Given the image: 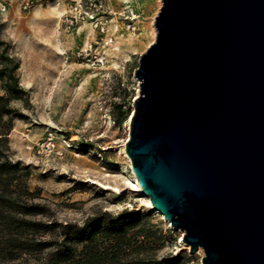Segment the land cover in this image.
Listing matches in <instances>:
<instances>
[{"label":"water","instance_id":"obj_1","mask_svg":"<svg viewBox=\"0 0 264 264\" xmlns=\"http://www.w3.org/2000/svg\"><path fill=\"white\" fill-rule=\"evenodd\" d=\"M125 153L201 264H264V0H161Z\"/></svg>","mask_w":264,"mask_h":264},{"label":"rangeland","instance_id":"obj_2","mask_svg":"<svg viewBox=\"0 0 264 264\" xmlns=\"http://www.w3.org/2000/svg\"><path fill=\"white\" fill-rule=\"evenodd\" d=\"M0 1L6 4L0 36L10 44L28 91L26 102L11 103L23 117L13 119L10 155L28 166V187L49 208L48 218L80 224L105 210L149 212L152 222L173 232L174 239H167L158 255L170 252L179 264H201L202 249L189 253L181 232L130 189V162L124 155L128 117L139 92L134 72L155 40L153 22L161 0H29L26 10L22 0ZM94 18L106 22L112 45L104 43ZM91 44L105 54L103 63L77 56ZM49 132L58 153L47 156L36 151V143Z\"/></svg>","mask_w":264,"mask_h":264},{"label":"trees","instance_id":"obj_3","mask_svg":"<svg viewBox=\"0 0 264 264\" xmlns=\"http://www.w3.org/2000/svg\"><path fill=\"white\" fill-rule=\"evenodd\" d=\"M18 66L0 36V264H179L170 252L158 255L173 232L149 212L105 210L80 224L48 218L28 187V166L10 155L13 119L23 117L11 103L28 100Z\"/></svg>","mask_w":264,"mask_h":264},{"label":"built area","instance_id":"obj_4","mask_svg":"<svg viewBox=\"0 0 264 264\" xmlns=\"http://www.w3.org/2000/svg\"><path fill=\"white\" fill-rule=\"evenodd\" d=\"M81 0H78V3H80ZM98 2H100L101 0H97ZM22 8L23 9H28V7L30 6V1L29 0H22ZM6 9V4L3 1H0V11H4ZM93 26L97 29V31L100 34H104V43L105 44H109L112 45L113 43V37L111 35H108L107 32V25L106 22L102 21L99 18H94L93 19ZM132 30L134 32V27L132 26ZM92 44L89 45L88 47H84L82 49H80L77 52V56H79L80 58L86 59V60H91L92 64H100L103 63L106 59V56L103 52H100L97 48V46H94L92 48ZM113 47L115 48V46L113 45ZM29 149H31L33 147V145H28L27 146ZM36 151L38 153H42L44 155H51L52 153H58L57 150L55 149V139L52 135L51 132H49L43 140H41L40 142L36 143Z\"/></svg>","mask_w":264,"mask_h":264},{"label":"bare ground","instance_id":"obj_5","mask_svg":"<svg viewBox=\"0 0 264 264\" xmlns=\"http://www.w3.org/2000/svg\"><path fill=\"white\" fill-rule=\"evenodd\" d=\"M131 114H132V112L129 114L128 121H129V119H130ZM124 155H125V157L129 160V158L127 157V155H126V153H125V150H124ZM104 162H107V161H104ZM108 163H109V162H108ZM110 164H111V163H110ZM112 164H113V163H112ZM113 165H115V166H116L118 169H120V170H126V167H125L124 165H116V164H113ZM129 167H130V163H129ZM129 167H128V168H129ZM128 179H129L130 189L133 190V191H137L138 193L142 194V195L145 197L148 206H149V207H150L155 213H157L158 215H160L161 218L163 219L162 214H160V212H159L158 210H156L155 208L152 207V205H151V203H150V200H149V197L146 196L145 194H143V192H142V190H141L139 184L137 183V178H136V176L134 175V173H133V171H132L131 169H130V176H129ZM103 186H105V187H107V188H110L112 185H109V184H107V183H103ZM112 188H113V187H112ZM163 220H164L165 222H167L168 225H169V222H168L167 220H165V219H163ZM181 234H182V232H181ZM180 241H181V240H180ZM181 242H182V241H181ZM182 243H183V242H182Z\"/></svg>","mask_w":264,"mask_h":264}]
</instances>
